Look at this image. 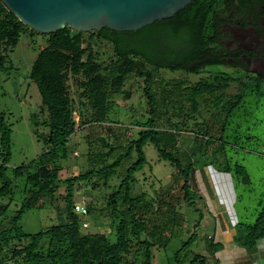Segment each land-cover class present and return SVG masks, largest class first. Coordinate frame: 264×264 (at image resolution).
Segmentation results:
<instances>
[{"label": "trees", "instance_id": "trees-1", "mask_svg": "<svg viewBox=\"0 0 264 264\" xmlns=\"http://www.w3.org/2000/svg\"><path fill=\"white\" fill-rule=\"evenodd\" d=\"M220 8H232L237 15H244V0H191L172 16L156 19L135 30H116L103 26L100 29L80 31L65 26L53 32L40 33L25 25L0 1V70L5 68L7 52L16 45L22 31L27 29L46 36L45 45L32 62L29 78L36 84L41 105L47 111V118L42 120H38L35 114L31 116L33 132L44 144V150L27 163L32 164L38 173L37 186L25 191L18 208L10 217V226L0 227V264H135V259L130 258L139 249L143 250L141 264H153L151 248L156 244L165 246L170 237L165 235L164 230L168 224L179 223L182 217L175 211L173 204H168V211L164 212L168 217L162 218L164 213H159V206L154 209L145 191L133 192V182H136L137 174L147 162L144 144L152 142L158 155L178 169L183 176V198L191 204L194 198H201L190 185L192 168L212 163L194 160L183 166L173 153L162 146L158 137V119L163 117L173 127V118L168 112V108H171L175 115L181 117L178 121L180 126L185 127L189 121L194 122V126L199 128H191L192 132L205 139L202 149L208 152L211 146L215 152L213 162H218L219 155L225 154L220 140L223 137L222 130L244 94H264L262 74L247 72L232 75L222 70L213 72L208 79L186 86V92L181 90L185 85L183 80L167 82L169 88L161 85V94L152 89L150 78L158 69L182 68L199 73L206 65L223 64L228 60L225 47L218 42L220 24L216 12ZM94 41L97 42L96 48ZM102 44L109 46L108 54L101 50ZM232 65L239 66L238 60ZM102 69H105V83L122 80L132 72L144 75L147 84L144 93L151 105L150 117L138 122L142 128L137 136L127 141L125 150L118 153L111 163L101 168L87 169L63 180L66 182L63 223L34 233L25 232L19 224L24 211L36 207L37 197L52 193L61 181L55 157L59 152L63 156L67 154L66 145L70 135L85 125L105 122V112L111 104L109 97L112 93L102 86L96 87L93 82L94 76ZM69 74L82 76L79 80L81 96L88 99V108L92 114L89 118L85 114L86 109L81 107L78 116L74 115L72 98L65 84ZM232 82H237V91L224 101L225 91ZM203 93L209 94L210 98L206 99L208 103L213 99L220 109L216 113L210 111L207 117L202 116V121H197L196 116L201 113L198 96ZM124 96L128 97L129 91H125ZM39 125L45 126L47 131L40 132ZM173 128L178 130L180 127ZM101 139L104 141V138ZM115 140L121 145L118 137ZM10 144L11 129L5 121L4 113L0 111V199L11 196L14 187L7 169ZM133 151L135 159L125 167L124 172H118L117 169L121 168ZM107 155L108 152L98 153L102 159ZM226 164L231 169L228 160ZM235 170L241 174L244 172L240 164H235ZM93 174L103 179L113 175L120 177L119 183L107 198L110 233L81 231L84 222L81 216L89 214L92 207L85 203L86 214H80L74 209L77 201H73V182L86 180ZM246 177L244 174V179ZM7 208L6 204L0 205V215ZM263 237L264 202L253 223L239 222L236 225L234 241L254 248L258 239ZM190 238L184 244L190 242ZM207 240L214 256L213 262L209 263L201 253H193L191 264H219L215 252L222 248V243L215 241L213 235H209ZM3 246H7L5 253L2 251ZM180 252L176 253V259H179ZM8 258L12 260L11 263L7 262ZM177 264L182 263L178 260Z\"/></svg>", "mask_w": 264, "mask_h": 264}, {"label": "rangeland", "instance_id": "rangeland-1", "mask_svg": "<svg viewBox=\"0 0 264 264\" xmlns=\"http://www.w3.org/2000/svg\"><path fill=\"white\" fill-rule=\"evenodd\" d=\"M45 43V35L27 29L22 31L16 45L7 52L5 68L0 70V111L4 113L5 121L11 129L10 158L7 169L14 186L11 196L0 199L1 206L4 204L8 206L0 215L1 228L10 226V217L18 208L25 191L33 190L37 186L38 173L32 164L27 163L44 150V144L33 132L31 116L35 114L38 120H42L47 118V111L41 105L39 91L36 84L29 78V71L38 51ZM93 43L96 48L97 42ZM101 50L105 54L110 52V48L106 44L101 45ZM103 57L105 62L106 56ZM238 62L242 64L239 60ZM232 63L225 60L223 64L206 65L199 73L188 72L182 68L174 70L161 68L152 73L150 82L152 89L161 94V85L169 88L170 85L166 84L167 82L183 80L185 85L181 90L186 92L188 89L186 86L201 79H208L215 71L222 70L232 75L247 73L243 68L233 66ZM148 67L150 68V66ZM104 73L105 69H102L94 76L93 82L96 87L102 86L112 93L109 97L111 104L105 112V122L85 125L70 135L66 145L67 154L63 156L59 152L55 157L58 177L61 181L52 193L41 194L37 197L36 207L24 211L19 224L25 232L34 233L51 225L63 223L65 221L64 195L66 193V182L63 180L72 178L87 169H97L111 163L118 153L125 150L128 145L127 141L137 136V132L142 128L138 122L145 121L150 117L151 105L146 100L144 93V88L147 86L144 75L132 72L122 80L105 83ZM81 77L80 74H69L65 84L69 96L72 98L74 115L78 114V109L81 107L86 109L85 114L89 118L92 114L90 107L88 108V99L81 96L79 83ZM237 88V82H232L225 91L224 101L230 98ZM125 91H129L128 97L124 96ZM208 98L210 96L207 93L198 96L201 113L196 116L197 121H202V118L207 117L208 113H216L220 109L213 99L208 103L206 100ZM168 112L173 118V127L177 126L182 129V125L180 126L178 123L181 120V117H178L179 114L175 115V111L171 108H168ZM158 125V137L162 146L173 153L175 157L178 156L183 162H188L190 154L193 155V152H196L192 156L196 162L212 161L216 168L220 167L218 162H213L215 155L213 149H209L208 152L199 149L200 143L204 141L201 135L192 133L191 128H199L194 126V122H188L184 134L181 129L178 132L179 130L164 121L163 117L158 119ZM38 129L40 132L47 131V128L42 125H39ZM222 131L221 146H223L225 157L231 166L234 189L237 194V199L231 208L232 212L236 215L237 222L253 223L264 202V94L255 92L244 94L242 101L234 109ZM115 137L120 139L121 145H118V141L115 142ZM101 138H104V141ZM220 140L218 141L220 142ZM143 151L147 162L143 170L137 174L136 182H133V192L145 191L146 198L153 202L154 209L160 207V214L161 212L167 213L168 204H173L175 211L182 217L179 223L168 224L164 230L165 235L170 237L167 244L165 246L156 244L151 248L152 263L177 264L179 260L182 264H191L190 258L193 253L205 255L208 262L212 263L214 256L207 238L214 234L215 221L214 217L206 211L204 197L194 198L193 204L187 202L183 198V176L178 169L158 155L152 142L147 141L143 146ZM106 152L108 155L103 159L98 156V153ZM135 157L133 151L129 158L123 162L121 168L117 169L118 172H124L125 167ZM235 164L243 166V174L247 176L246 181L239 178L242 174L235 170ZM201 174H204V171L199 173V176ZM119 181L120 177L117 175L103 179L97 174H93L86 180L73 182V201H83L92 207L89 214L81 216V219L87 222L86 226L82 225L81 231L110 233L108 217L110 208L107 206V198ZM190 185L196 189L192 181ZM208 186L213 193L211 185ZM216 201L220 208L226 209L218 200ZM166 213L162 215V218L167 219ZM192 236L193 238H190ZM189 238L192 240L184 244ZM230 243L226 254L224 253L223 257L219 256L221 264H233L231 263L233 262L231 251L234 241ZM260 245H264V237L258 241L254 248L258 249ZM6 248L7 246L2 248L4 253ZM178 251L181 252L179 259H176L175 255ZM142 252L143 250L139 249L130 259H135V264H141ZM260 256L259 263L264 264V255L262 256L261 253ZM7 262L11 263L12 260L8 258Z\"/></svg>", "mask_w": 264, "mask_h": 264}, {"label": "water", "instance_id": "water-1", "mask_svg": "<svg viewBox=\"0 0 264 264\" xmlns=\"http://www.w3.org/2000/svg\"><path fill=\"white\" fill-rule=\"evenodd\" d=\"M29 28L48 33L70 26L80 31L135 30L172 16L191 0H0Z\"/></svg>", "mask_w": 264, "mask_h": 264}, {"label": "crops", "instance_id": "crops-1", "mask_svg": "<svg viewBox=\"0 0 264 264\" xmlns=\"http://www.w3.org/2000/svg\"><path fill=\"white\" fill-rule=\"evenodd\" d=\"M182 127H183L182 129L181 127L178 129L179 130L178 132L182 130V133L184 134L186 129L184 126ZM202 140L204 142L200 143L199 149H202L204 147L205 140L204 138ZM209 149H211V146L208 148V150ZM195 153L193 152V155ZM193 155L190 154V157L187 160L188 162H183V160L178 156L177 158L179 159L180 163L183 166H186L190 163H193L194 161L192 157ZM218 163L220 165L219 168H216L211 162L207 165H200L192 168L190 172V182L192 181L193 185L196 188V189L194 188L192 189H194L201 198L204 197L206 211L209 212L211 216L214 217L215 228H214L213 237L215 241H219L222 243V248L215 252L216 257L219 260L220 255L221 257H223L224 253L226 254L227 249L231 245L230 242L234 241V235L236 233V225L239 223V221L237 222L235 220L236 215H234L231 209L233 207L232 206L233 202L237 199V194L234 189L232 171L226 166L227 159L225 157V154L221 153L219 155ZM203 171L205 175L201 174V176H199V173H202ZM239 178L243 181L247 180V177L246 179H244V174L240 175ZM209 184L213 188V193L208 186ZM218 197L223 201L224 207H226L227 210L225 208L219 207L216 201ZM228 217L232 218L233 223L231 225L229 224ZM260 239H258V241ZM233 244L234 245L232 246V251H231L233 262L231 263L260 264L259 263L260 261L258 259L261 253L262 256L264 255V251H262L264 245H260L258 249H255V248H248L236 241H234ZM228 256H230V254H228ZM219 264H221L220 261Z\"/></svg>", "mask_w": 264, "mask_h": 264}, {"label": "flooded vegetation", "instance_id": "flooded-vegetation-1", "mask_svg": "<svg viewBox=\"0 0 264 264\" xmlns=\"http://www.w3.org/2000/svg\"><path fill=\"white\" fill-rule=\"evenodd\" d=\"M216 17L218 42L225 47L228 60H239L242 64L235 66L264 77V0H244V15L220 8Z\"/></svg>", "mask_w": 264, "mask_h": 264}, {"label": "built area", "instance_id": "built-area-1", "mask_svg": "<svg viewBox=\"0 0 264 264\" xmlns=\"http://www.w3.org/2000/svg\"><path fill=\"white\" fill-rule=\"evenodd\" d=\"M76 118H78V117L76 116ZM217 200L224 207V203H223V201L219 197H218ZM74 209L77 212H79L80 214H86L87 213V208H86L85 203L83 201H78L77 203H75ZM228 220H229V224L231 225L233 223L232 218L231 217H228ZM83 225L86 226L87 225V222L84 221L83 222Z\"/></svg>", "mask_w": 264, "mask_h": 264}]
</instances>
